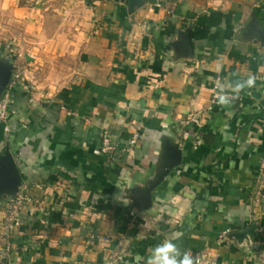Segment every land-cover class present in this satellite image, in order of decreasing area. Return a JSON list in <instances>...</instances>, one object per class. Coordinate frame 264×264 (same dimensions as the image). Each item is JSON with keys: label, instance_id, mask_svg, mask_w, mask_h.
<instances>
[{"label": "crops", "instance_id": "obj_1", "mask_svg": "<svg viewBox=\"0 0 264 264\" xmlns=\"http://www.w3.org/2000/svg\"><path fill=\"white\" fill-rule=\"evenodd\" d=\"M9 73L0 264H147L173 235L264 264V0H0V95Z\"/></svg>", "mask_w": 264, "mask_h": 264}, {"label": "built area", "instance_id": "obj_2", "mask_svg": "<svg viewBox=\"0 0 264 264\" xmlns=\"http://www.w3.org/2000/svg\"><path fill=\"white\" fill-rule=\"evenodd\" d=\"M161 0H157L160 2ZM254 78H262L260 75H255ZM21 79L20 74H16L15 76H10L9 81L7 82L6 86L3 88L2 93L0 95V123L3 124L6 128L9 126V118L13 112V105L14 99L12 96V89L14 86L18 85ZM219 81H217L214 85V93L212 96V101L214 104L219 103V95L220 94H227L224 91H221L219 88ZM139 138L138 133H135L133 137L130 139V144L136 143L137 139ZM200 141V140H198ZM116 148V143L111 141L108 136L104 137L102 143V149L104 151L114 152ZM259 171L262 173L264 172V156L261 159L259 165ZM37 202L36 199L23 187L19 190L15 195L9 198V212L7 215V223L4 225L3 235L4 240L7 243L6 249H10L12 247V242L9 240V235L11 233V228L13 225L14 220L16 219L19 212L28 204ZM199 260V264H212L213 259L209 252L206 250H202L196 253L195 257Z\"/></svg>", "mask_w": 264, "mask_h": 264}, {"label": "clouds", "instance_id": "obj_3", "mask_svg": "<svg viewBox=\"0 0 264 264\" xmlns=\"http://www.w3.org/2000/svg\"><path fill=\"white\" fill-rule=\"evenodd\" d=\"M255 83L254 77H249L247 81L235 85L233 91L239 92L244 87H251ZM219 101L222 105H227L230 99L227 94H220ZM177 237L164 239L156 245L147 258V264H199V260L194 258L190 251H182L175 242Z\"/></svg>", "mask_w": 264, "mask_h": 264}, {"label": "rangeland", "instance_id": "obj_4", "mask_svg": "<svg viewBox=\"0 0 264 264\" xmlns=\"http://www.w3.org/2000/svg\"><path fill=\"white\" fill-rule=\"evenodd\" d=\"M1 87H2V85H1ZM27 186H28V185H27ZM27 186H25V188H26V190L30 193V191H29V187H27ZM9 198H10V197H9ZM9 198L6 200V211H5V217H4V225L8 222V221H7V215H8V212H9V206H8V204H9ZM21 212H22V210L19 212V214H20ZM19 214H18V215H19ZM18 215H17L16 219H15L14 222H13L12 228H13L14 224H15L16 221H17ZM12 228H11V230H12ZM11 238H12V237H11V233H10V235H9V240H10L11 242H13Z\"/></svg>", "mask_w": 264, "mask_h": 264}, {"label": "water", "instance_id": "obj_5", "mask_svg": "<svg viewBox=\"0 0 264 264\" xmlns=\"http://www.w3.org/2000/svg\"><path fill=\"white\" fill-rule=\"evenodd\" d=\"M10 76H11V75H10V73H9V75L5 76V77L3 78V80L1 81V85H2V87H1V91H2L3 88L6 86L7 82L9 81Z\"/></svg>", "mask_w": 264, "mask_h": 264}]
</instances>
